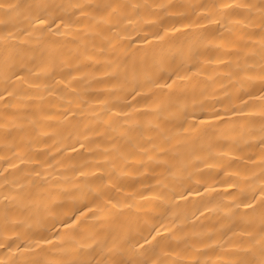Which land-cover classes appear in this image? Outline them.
I'll use <instances>...</instances> for the list:
<instances>
[{"label": "bare ground", "instance_id": "1", "mask_svg": "<svg viewBox=\"0 0 264 264\" xmlns=\"http://www.w3.org/2000/svg\"><path fill=\"white\" fill-rule=\"evenodd\" d=\"M0 264H264V0H0Z\"/></svg>", "mask_w": 264, "mask_h": 264}]
</instances>
